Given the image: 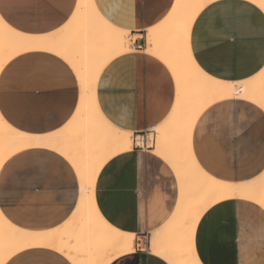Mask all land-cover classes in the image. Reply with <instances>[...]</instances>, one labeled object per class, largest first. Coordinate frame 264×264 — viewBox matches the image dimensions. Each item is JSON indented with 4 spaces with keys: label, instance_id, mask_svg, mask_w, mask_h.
<instances>
[{
    "label": "crops",
    "instance_id": "obj_1",
    "mask_svg": "<svg viewBox=\"0 0 264 264\" xmlns=\"http://www.w3.org/2000/svg\"><path fill=\"white\" fill-rule=\"evenodd\" d=\"M76 2L0 0V17L10 28L27 36L55 38L54 48L21 52L0 71V115L15 131L42 142L46 137L57 140L61 134L68 137L70 131L72 135L80 90L69 61L76 45L71 25L81 23L74 18ZM174 2L92 0L106 23L135 38L133 52L116 56L102 68L95 88L98 110L113 127L130 132L133 143L138 134L147 138V147L133 144L108 158L94 181L92 201L98 216L135 239L133 252L109 264H167L149 246L151 234L174 213L178 186L171 168L153 152L154 130L169 117L176 87L168 69L145 53V35L166 18ZM195 20L191 51L206 75L241 83L264 73L262 9L249 0H216ZM214 104L193 126L191 150L196 162L224 182L261 177L264 110L241 98ZM36 146L15 152L0 167V213L21 231L54 233L60 240L21 249L5 264H73L66 250L59 248L72 245L67 236L72 235L68 223L78 208L77 175L57 150ZM193 246L199 264H264V209L244 199L210 206L196 224Z\"/></svg>",
    "mask_w": 264,
    "mask_h": 264
},
{
    "label": "bare ground",
    "instance_id": "obj_2",
    "mask_svg": "<svg viewBox=\"0 0 264 264\" xmlns=\"http://www.w3.org/2000/svg\"><path fill=\"white\" fill-rule=\"evenodd\" d=\"M213 1L216 0H175L166 18L145 35V53L168 69L176 87L175 103L169 117L154 130L153 152L171 168L178 186L174 213L161 229L151 234L149 246L150 252L167 264H199L193 235L199 218L210 206L226 200L244 199L264 209V173L248 182L220 181L200 168L191 150L193 126L212 104L241 98L264 110V73L241 83L222 82L206 75L193 57L192 25L198 14ZM249 1L264 11L261 0ZM76 3L74 18L81 23L71 25L72 43L76 42V45L69 61L80 90L72 135L70 131L68 137L61 134L57 139L59 142L55 139L57 136H52L54 139L46 137L42 142L15 131L0 115V167L12 154L27 147L44 144L61 153L76 172L79 201L68 223L72 235L67 238L72 240V245L66 244L59 250H66L73 264H109L115 258L133 252L135 239L131 234L114 230L98 216L92 201L94 181L108 158L130 150L134 143L130 132L113 127L103 118L95 101V88L104 65L116 56L133 52L135 40L128 31L106 23L93 7L92 0H77ZM44 36L20 34L0 17V71L21 52L54 48L55 38ZM55 240H60V236L55 237L54 233L21 231L0 213V264H5L21 249L52 245Z\"/></svg>",
    "mask_w": 264,
    "mask_h": 264
},
{
    "label": "built area",
    "instance_id": "obj_3",
    "mask_svg": "<svg viewBox=\"0 0 264 264\" xmlns=\"http://www.w3.org/2000/svg\"><path fill=\"white\" fill-rule=\"evenodd\" d=\"M134 145L137 148L147 147V138L145 134H138L134 139Z\"/></svg>",
    "mask_w": 264,
    "mask_h": 264
},
{
    "label": "snow or ice",
    "instance_id": "obj_4",
    "mask_svg": "<svg viewBox=\"0 0 264 264\" xmlns=\"http://www.w3.org/2000/svg\"><path fill=\"white\" fill-rule=\"evenodd\" d=\"M260 6L264 7V0H261Z\"/></svg>",
    "mask_w": 264,
    "mask_h": 264
},
{
    "label": "rangeland",
    "instance_id": "obj_5",
    "mask_svg": "<svg viewBox=\"0 0 264 264\" xmlns=\"http://www.w3.org/2000/svg\"><path fill=\"white\" fill-rule=\"evenodd\" d=\"M134 40H135V38H134ZM152 137L150 136V139H151ZM132 142H133V138H132ZM133 146V145H132Z\"/></svg>",
    "mask_w": 264,
    "mask_h": 264
}]
</instances>
